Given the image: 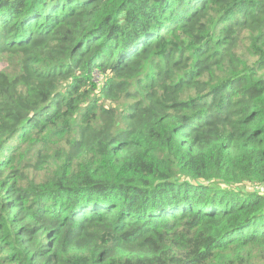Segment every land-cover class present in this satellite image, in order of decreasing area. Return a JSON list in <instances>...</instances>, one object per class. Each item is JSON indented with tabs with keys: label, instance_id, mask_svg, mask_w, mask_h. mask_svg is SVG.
Returning a JSON list of instances; mask_svg holds the SVG:
<instances>
[{
	"label": "trees",
	"instance_id": "16d2710c",
	"mask_svg": "<svg viewBox=\"0 0 264 264\" xmlns=\"http://www.w3.org/2000/svg\"><path fill=\"white\" fill-rule=\"evenodd\" d=\"M0 264H264V0H0Z\"/></svg>",
	"mask_w": 264,
	"mask_h": 264
},
{
	"label": "rangeland",
	"instance_id": "374dc122",
	"mask_svg": "<svg viewBox=\"0 0 264 264\" xmlns=\"http://www.w3.org/2000/svg\"><path fill=\"white\" fill-rule=\"evenodd\" d=\"M5 63L0 59V68L4 67ZM261 192H264V189L261 190Z\"/></svg>",
	"mask_w": 264,
	"mask_h": 264
}]
</instances>
